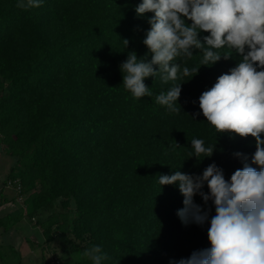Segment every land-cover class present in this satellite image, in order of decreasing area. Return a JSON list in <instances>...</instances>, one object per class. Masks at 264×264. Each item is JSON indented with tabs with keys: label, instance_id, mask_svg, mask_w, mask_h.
Returning <instances> with one entry per match:
<instances>
[{
	"label": "trees",
	"instance_id": "obj_1",
	"mask_svg": "<svg viewBox=\"0 0 264 264\" xmlns=\"http://www.w3.org/2000/svg\"><path fill=\"white\" fill-rule=\"evenodd\" d=\"M18 2L0 0V139L15 159L8 176L20 179L27 197L24 207L0 217V228L8 232L50 212L40 225L42 247L57 242L78 256L74 264H92L83 252L93 245L107 254L103 264H169L210 246L208 225H183L178 186L161 188L157 174L182 164L180 171L200 174L215 162L230 178L242 166L233 153L255 152L254 138L217 136L202 114L191 117L200 112V94L239 57L233 52L202 66L181 86L182 111L170 113L155 96L173 82L146 78L153 96L139 100L122 85L127 53L148 52L143 40L152 14L137 16L140 0H43L28 10ZM201 59L196 53L186 66L199 67ZM193 138L217 142L214 155L199 164L189 159ZM195 201L203 205L201 197ZM0 260L22 264L13 247L0 245Z\"/></svg>",
	"mask_w": 264,
	"mask_h": 264
},
{
	"label": "clouds",
	"instance_id": "obj_2",
	"mask_svg": "<svg viewBox=\"0 0 264 264\" xmlns=\"http://www.w3.org/2000/svg\"><path fill=\"white\" fill-rule=\"evenodd\" d=\"M42 2L19 0L17 7L28 10ZM135 12L138 17L152 14L143 40L148 52L142 57L135 51L127 53L119 65L123 88L139 100L153 96L146 78L159 76L162 83L173 82L155 96V103L178 114L182 84L202 66L228 60L234 52L239 57L236 66L200 94V112L191 117L196 121L202 114L217 136L255 140L251 157L233 153L242 166L230 178L215 162L200 174L180 171L183 164L170 175L157 174L161 188L178 186L183 207L176 214L181 223L208 225L210 246L169 264H264V0H140ZM201 33L208 34L201 38ZM122 42L127 49L129 40ZM221 49L228 51L222 54ZM196 53L202 54L200 66L189 68L185 61ZM177 80L183 82L174 83ZM190 145L189 159L194 157L199 164L214 155L217 142L206 145L203 139L193 138ZM176 147L181 146L176 143ZM196 196L203 205L196 203ZM213 207L215 214L210 215ZM83 255L92 264L108 259L98 245L85 249Z\"/></svg>",
	"mask_w": 264,
	"mask_h": 264
},
{
	"label": "rangeland",
	"instance_id": "obj_3",
	"mask_svg": "<svg viewBox=\"0 0 264 264\" xmlns=\"http://www.w3.org/2000/svg\"><path fill=\"white\" fill-rule=\"evenodd\" d=\"M5 149H6V146L2 143V141L0 139V185L2 183V186L0 188V189H2L0 191V195L3 196L4 194H6V196L8 195V197L10 199L12 197H14L13 199L17 200V198L18 199L20 198L18 193H16L11 187H6L9 184V181L14 180V179H11L8 175H9L11 167L13 166V162L15 161V159L12 158L11 156H9L6 153ZM3 179H5V180H3ZM4 182H8L7 185L4 186V184H6ZM22 203L23 202L19 199V204L22 205ZM19 204H17V205H19ZM14 207L15 206H12L11 204H9L7 206H3L2 209L14 208ZM58 207H59V204H58ZM56 211L60 212L61 209L57 208ZM50 216H51L50 212L44 211V212L39 213L33 219L26 217L25 222H26L27 226H29V229H25V228L20 229L21 234H19L20 236H18V238H15V240L20 241L21 239H23L27 235V231L29 230V236L31 237V240L33 242L39 241V239H40L39 237H42L41 233L43 230L42 227L40 226L41 222L46 221ZM45 242L46 241H44L43 244H45ZM27 245L28 244L26 243V247H27ZM43 251L46 254V258H45L46 261L42 260V259L37 260V261H39V264H54L55 260L60 261L61 264H68V263L72 264L75 261L79 260L77 255L71 256V255H66L65 253H63L61 246L57 245V242H53L50 245L45 246V248H43ZM31 264H34V263H31Z\"/></svg>",
	"mask_w": 264,
	"mask_h": 264
},
{
	"label": "crops",
	"instance_id": "obj_4",
	"mask_svg": "<svg viewBox=\"0 0 264 264\" xmlns=\"http://www.w3.org/2000/svg\"><path fill=\"white\" fill-rule=\"evenodd\" d=\"M15 162V161H14ZM13 162V165H14ZM5 180V179H3ZM2 186V183L0 185V188ZM5 186V184H4ZM2 189H0L1 191ZM3 197H8V195L6 196V194H4L3 196L0 195V198ZM2 198L0 199V217H3L7 214L12 213L13 211H15L16 209H18L17 205V201L16 199H13L14 197H12L11 199L9 198L8 202L2 204ZM11 204L12 206H15L14 208H4L2 209L3 206H7ZM31 227V226H30ZM29 229V226H27L26 222H25V218L13 229H11L8 232H4L2 228H0V245L3 247H13L15 249L16 252H19V254L22 257V264H39V261L37 260H45L46 258V254L43 251V243L45 240L44 235L41 233L42 237H39V241L33 242L31 240V237L29 236V230L27 231V235L21 239L20 241L15 240V238H18V236H20V229ZM43 238V239H42ZM26 243L28 244L26 247ZM42 248V249H41ZM28 258V259H27ZM46 261V260H45ZM0 264H3L0 260ZM55 264V263H54ZM70 264V263H68ZM74 264V263H72Z\"/></svg>",
	"mask_w": 264,
	"mask_h": 264
},
{
	"label": "built area",
	"instance_id": "obj_5",
	"mask_svg": "<svg viewBox=\"0 0 264 264\" xmlns=\"http://www.w3.org/2000/svg\"><path fill=\"white\" fill-rule=\"evenodd\" d=\"M8 182H6L5 185H7ZM6 187H11L16 193H18L19 195V199L23 202L22 205L19 204V199L17 198V203L19 204V206L21 207H24V203H25V200H26V195L22 194V184H21V181L20 179H14L12 181H9V184L6 186ZM17 190V191H16ZM55 264H61L60 261L58 260H55Z\"/></svg>",
	"mask_w": 264,
	"mask_h": 264
}]
</instances>
